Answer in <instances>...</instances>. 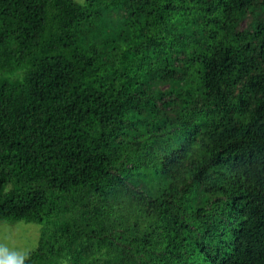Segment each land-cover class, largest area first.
<instances>
[{
    "label": "trees",
    "instance_id": "16d2710c",
    "mask_svg": "<svg viewBox=\"0 0 264 264\" xmlns=\"http://www.w3.org/2000/svg\"><path fill=\"white\" fill-rule=\"evenodd\" d=\"M18 221L24 264H264V0H0Z\"/></svg>",
    "mask_w": 264,
    "mask_h": 264
},
{
    "label": "rangeland",
    "instance_id": "374dc122",
    "mask_svg": "<svg viewBox=\"0 0 264 264\" xmlns=\"http://www.w3.org/2000/svg\"><path fill=\"white\" fill-rule=\"evenodd\" d=\"M84 2L85 0H77ZM245 25V22H243ZM40 225L18 221L0 223V245L24 257L38 245Z\"/></svg>",
    "mask_w": 264,
    "mask_h": 264
},
{
    "label": "clouds",
    "instance_id": "9594fccd",
    "mask_svg": "<svg viewBox=\"0 0 264 264\" xmlns=\"http://www.w3.org/2000/svg\"><path fill=\"white\" fill-rule=\"evenodd\" d=\"M26 256L21 257L17 253L11 252L4 245H0V264H24Z\"/></svg>",
    "mask_w": 264,
    "mask_h": 264
}]
</instances>
